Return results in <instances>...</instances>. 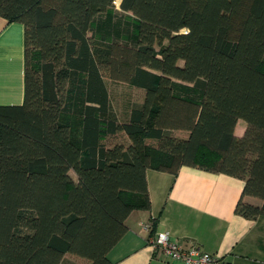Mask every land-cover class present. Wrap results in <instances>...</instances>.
Here are the masks:
<instances>
[{
  "label": "trees",
  "instance_id": "trees-1",
  "mask_svg": "<svg viewBox=\"0 0 264 264\" xmlns=\"http://www.w3.org/2000/svg\"><path fill=\"white\" fill-rule=\"evenodd\" d=\"M115 1L0 0L25 37L24 101L0 104V264H111L148 168L240 178L236 212L264 215V0ZM106 78L142 102L121 117Z\"/></svg>",
  "mask_w": 264,
  "mask_h": 264
},
{
  "label": "crops",
  "instance_id": "crops-1",
  "mask_svg": "<svg viewBox=\"0 0 264 264\" xmlns=\"http://www.w3.org/2000/svg\"><path fill=\"white\" fill-rule=\"evenodd\" d=\"M24 74V25L0 16V104L23 103ZM246 127L240 119L235 134L242 136ZM146 175L151 207L127 217V232L108 253L111 264H172L150 242L160 232L177 242L194 240L224 264H264V215L250 219L236 212L244 180L187 165L176 174L148 168ZM243 199L263 204L259 197Z\"/></svg>",
  "mask_w": 264,
  "mask_h": 264
},
{
  "label": "built area",
  "instance_id": "built-area-1",
  "mask_svg": "<svg viewBox=\"0 0 264 264\" xmlns=\"http://www.w3.org/2000/svg\"><path fill=\"white\" fill-rule=\"evenodd\" d=\"M150 242L155 251L172 264H224L222 257L203 250L194 240L177 242L169 233L160 232L152 236Z\"/></svg>",
  "mask_w": 264,
  "mask_h": 264
},
{
  "label": "rangeland",
  "instance_id": "rangeland-1",
  "mask_svg": "<svg viewBox=\"0 0 264 264\" xmlns=\"http://www.w3.org/2000/svg\"><path fill=\"white\" fill-rule=\"evenodd\" d=\"M120 0L115 1L116 7L119 9ZM107 85L114 103V108L118 114L122 116L125 112L126 106L131 103H141L143 100L144 93L142 90L134 88L127 83L113 82L106 78ZM106 144L113 145L115 143H125L128 144L129 138L124 133H119L116 136H110L104 140ZM72 175L75 177L74 172ZM62 264H89V261L80 258L75 255H66Z\"/></svg>",
  "mask_w": 264,
  "mask_h": 264
}]
</instances>
